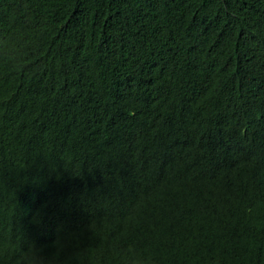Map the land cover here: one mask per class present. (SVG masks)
I'll return each mask as SVG.
<instances>
[{"label": "trees", "instance_id": "1", "mask_svg": "<svg viewBox=\"0 0 264 264\" xmlns=\"http://www.w3.org/2000/svg\"><path fill=\"white\" fill-rule=\"evenodd\" d=\"M0 264H264V0H0Z\"/></svg>", "mask_w": 264, "mask_h": 264}]
</instances>
